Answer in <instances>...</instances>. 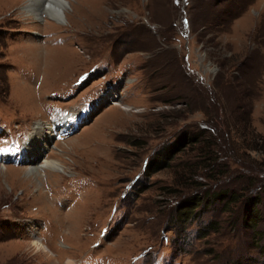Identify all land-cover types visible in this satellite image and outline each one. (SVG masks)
<instances>
[{
    "label": "rangeland",
    "instance_id": "rangeland-1",
    "mask_svg": "<svg viewBox=\"0 0 264 264\" xmlns=\"http://www.w3.org/2000/svg\"><path fill=\"white\" fill-rule=\"evenodd\" d=\"M66 1L0 0V135L92 107L65 172L0 164V264H264V0Z\"/></svg>",
    "mask_w": 264,
    "mask_h": 264
},
{
    "label": "bare ground",
    "instance_id": "bare-ground-1",
    "mask_svg": "<svg viewBox=\"0 0 264 264\" xmlns=\"http://www.w3.org/2000/svg\"><path fill=\"white\" fill-rule=\"evenodd\" d=\"M68 7L69 3L66 0H30L29 5L24 7L23 11L26 12L25 14H30V16H33V20L36 21H47L48 19H53V21H57L56 23L63 24L66 22V10ZM75 122V119H62L61 125L64 124L65 127H68L71 124L73 125V127H76ZM44 126V124L38 125V128H36V133H33L34 135L31 136V140L29 143L31 146L26 147V154L23 155V159H27L26 161L29 162L31 168L29 172L30 177H33L31 175H33V173L35 172L36 174H42L44 172H65V169L61 162L50 160L44 161L42 163L40 162L42 156H44V153L49 150V147L46 144V139L48 138L49 140V137H46V135H50L51 137V128H49L50 132H47L46 129L48 128H44ZM6 160L7 157H3V162H5ZM0 171L4 174L7 171V168L0 165ZM32 245L33 249L37 250L36 256H48V254L45 252L46 248L41 239H35L32 242ZM68 264L75 263L73 261H69Z\"/></svg>",
    "mask_w": 264,
    "mask_h": 264
},
{
    "label": "trees",
    "instance_id": "trees-1",
    "mask_svg": "<svg viewBox=\"0 0 264 264\" xmlns=\"http://www.w3.org/2000/svg\"><path fill=\"white\" fill-rule=\"evenodd\" d=\"M183 140H180L178 142L173 143L172 145H170L169 147L163 149L162 151L159 152V158L163 157V156H167L169 160H171L173 158V156L179 152L180 150V145L183 143ZM181 143V144H180ZM159 161V160H157ZM150 167V166H149ZM148 167V168H149ZM159 168V166H156L153 171H157ZM203 203V199H201L198 196H194L191 199H188L187 202H183L180 204V206L182 207L181 211H180V216H188L189 214H192V210H195L198 206H200ZM255 207V206H254ZM184 208V209H183ZM253 210V209H252Z\"/></svg>",
    "mask_w": 264,
    "mask_h": 264
},
{
    "label": "snow or ice",
    "instance_id": "snow-or-ice-1",
    "mask_svg": "<svg viewBox=\"0 0 264 264\" xmlns=\"http://www.w3.org/2000/svg\"><path fill=\"white\" fill-rule=\"evenodd\" d=\"M186 23V22H185Z\"/></svg>",
    "mask_w": 264,
    "mask_h": 264
}]
</instances>
